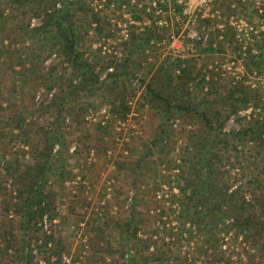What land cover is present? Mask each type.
Listing matches in <instances>:
<instances>
[{
	"label": "rangeland",
	"instance_id": "rangeland-1",
	"mask_svg": "<svg viewBox=\"0 0 264 264\" xmlns=\"http://www.w3.org/2000/svg\"><path fill=\"white\" fill-rule=\"evenodd\" d=\"M186 1L191 8L187 14L171 9L174 3L158 14L152 0H83L85 9L75 10L79 49L89 60L99 59L96 71L101 79L106 80L114 64L126 56L131 58L129 76L120 74L116 81L107 80L111 89L81 92L70 101L69 107L76 111L65 114L60 128L65 146L55 145V167L45 181L57 194L54 218L47 214V226H41V219L38 230H24L13 185L17 170L30 158L31 146L23 138L41 126L51 127L54 116L46 105L71 70L57 49L34 44L18 28L42 24L45 12L55 2L58 7L60 0H0V15L6 19L2 24L7 28L5 41H0L4 45L0 48L7 49L0 56V106L8 108L0 109V264H123L129 253H139L134 239L124 241L127 222H132L140 238L159 230L155 236L159 242L169 229L183 226L178 222L180 200L186 196L182 174L195 153V135L203 124L194 113L163 124V111L144 99L145 83L166 56L184 59L182 67L174 70L176 80L182 68H192L181 90L192 93L195 102L210 96L211 82L218 88L240 80L256 90L257 98L231 113L224 130L264 121V66L248 67L250 61L257 62L253 54L264 44V0H213L201 10L196 0ZM95 13L100 22H93ZM135 13L143 20L132 22ZM152 22L161 26L160 39L135 48L134 36L146 33ZM196 32L200 38L191 37ZM16 50L24 54L30 68L23 74L24 67L9 59ZM122 105L129 108L126 114ZM217 153L232 189L242 185L244 194L254 193L248 181L264 176L263 140L225 137ZM192 230L195 234L197 227ZM183 242L181 251L194 248L197 241ZM233 244L239 252L243 247L254 252L246 238L245 243L239 239ZM242 254L244 260L246 253Z\"/></svg>",
	"mask_w": 264,
	"mask_h": 264
},
{
	"label": "trees",
	"instance_id": "trees-1",
	"mask_svg": "<svg viewBox=\"0 0 264 264\" xmlns=\"http://www.w3.org/2000/svg\"><path fill=\"white\" fill-rule=\"evenodd\" d=\"M60 1V7H56L55 2L53 9L45 12L42 24L34 28L18 27L32 38L34 44L47 43L51 48L57 49L64 56L71 70L58 87L55 98L46 105V111L54 116L51 127L41 126L39 129H34V132L32 130L31 135L28 132L23 138V141L31 146L30 158L20 170H17L13 185L18 191L16 213L22 217L21 225L24 230L30 227L38 230L40 228L38 222L47 214L51 219L54 218L57 194L45 181L55 167V145L59 148L65 146L63 132L60 131L62 122L66 119L65 114L76 111L75 107H69L70 101L77 98L81 92L96 93L104 86L111 89L107 80L114 78L112 81H116L115 78L120 74L129 76L127 70L131 58L126 56L123 61L114 64V69L108 72L106 80L101 79L99 71H96L99 59L89 60L79 49L80 32L74 21V12L85 9L83 0ZM261 15L264 18V13ZM133 17L137 21L143 20L136 13ZM2 21L6 19L0 15V41L4 42L6 35L3 34L7 28ZM93 22H100L96 13L93 14ZM150 25L146 33L134 36L135 42L132 43L135 44V48H141L153 38L154 42L160 39L159 35L163 34L160 32L161 26L155 22ZM6 50L0 48L1 57L5 55ZM258 51V54H253V58L258 57L257 62L250 61L248 65L250 70L264 66V44L258 46ZM25 53L35 60L36 56ZM22 55L24 56L17 50L11 51L9 59L14 65L20 64L24 67L23 74L30 68L26 67V58L24 56L23 59ZM183 63L184 59L166 56L155 65L153 78L147 83L145 78L141 79L142 83L146 84L143 97L155 108L163 111L161 114L163 124L184 113H194L203 124L201 131L195 135L193 144L195 153L186 162V170L182 174L184 179L182 188L186 196L180 200L178 222L183 226L177 227L176 231H172L174 227L169 229L160 243L155 238L159 235V230L147 238H140L137 229L131 228L132 222H127L123 231L124 241L128 243L134 239L136 246L139 247V253H129L128 257L123 259V264H250L251 261L264 264V176L262 178L253 176L248 181L254 185V193L249 192L250 196L244 194L242 185L232 189L233 183L229 182L227 173L222 170V162L217 153L225 137L243 136L264 142V121L243 125L240 129L224 130L231 113L248 106L257 98L256 90L246 88L240 80L218 88L219 84L215 85V82H211L210 96L195 102L192 93L188 91L183 93L181 90V84L185 85L190 79L192 68H182L178 76L179 80H176L174 74V70L182 67ZM106 67L112 66L106 65ZM159 74H162V77ZM157 75L159 78H156ZM155 81H158V84H154ZM164 86L169 88L168 93ZM211 94L215 97L212 98ZM180 98L184 101L181 102ZM0 109L8 108L4 106ZM128 111L129 108L122 105L121 112L126 114ZM62 167L63 165L59 164L57 169L61 170ZM187 224L197 227L195 234L193 227H187ZM245 238L247 242L252 243L250 249H254L253 253L249 247H243L242 252H239L233 244L239 239L241 243H245ZM194 239L197 241L193 242L194 248L180 250L183 241L187 240L190 243ZM243 252L246 253L244 260L241 258L244 256Z\"/></svg>",
	"mask_w": 264,
	"mask_h": 264
},
{
	"label": "built area",
	"instance_id": "built-area-1",
	"mask_svg": "<svg viewBox=\"0 0 264 264\" xmlns=\"http://www.w3.org/2000/svg\"><path fill=\"white\" fill-rule=\"evenodd\" d=\"M212 1L213 0H196V2H197L196 5H197V7H199V10H201L202 7L207 6ZM152 3H153L154 10L158 14H160V13L163 12V9L162 8L164 6H166V5L168 6V4H172V3H174V4L170 5L169 7L171 9H173V10L178 9L179 12L182 13V14L189 13L190 12V9H191L190 8V4H188L186 0H152ZM60 6H61V4H58V7H60ZM131 20H132V22H135V23L140 22V20L137 21L134 18H132ZM160 21L161 22H158V23L161 24V25H163L162 24L163 21L162 20H160ZM123 34L125 35V37H128L129 36L128 30L126 28L123 30ZM190 35H191L192 38H195V37L200 38V36H197V32L196 33H193V34H190ZM102 112L103 113H106V109L104 108L102 110ZM106 117H108V114L107 113H106ZM102 123L104 125L105 124V121H103ZM47 221H48V216L45 215L44 218H43V220L41 221V226H43V224L45 226H47Z\"/></svg>",
	"mask_w": 264,
	"mask_h": 264
}]
</instances>
